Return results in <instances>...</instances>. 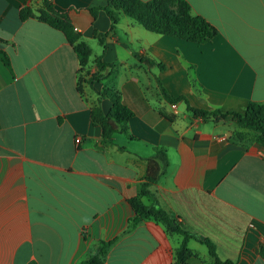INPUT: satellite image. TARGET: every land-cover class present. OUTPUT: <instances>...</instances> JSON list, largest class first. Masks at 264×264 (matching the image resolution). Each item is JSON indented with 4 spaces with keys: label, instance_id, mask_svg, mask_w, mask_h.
I'll list each match as a JSON object with an SVG mask.
<instances>
[{
    "label": "crops",
    "instance_id": "0c3cea01",
    "mask_svg": "<svg viewBox=\"0 0 264 264\" xmlns=\"http://www.w3.org/2000/svg\"><path fill=\"white\" fill-rule=\"evenodd\" d=\"M186 1L219 31L211 42L156 35L126 16L100 41L111 21L90 10L103 0H49L91 48L90 75L99 71L97 59L109 67L91 86L65 35L38 19L44 0H0V52L10 62L0 57V264H80L116 238L105 264H176L183 237L163 224L148 219L125 233L136 215L132 201L141 199L140 159L155 148L169 159L151 188L160 207L210 239L220 260L264 264V146L257 134L231 116L195 118L184 101L163 97L164 89L196 109L241 114L250 103L264 104V0ZM24 8L35 17L21 21ZM104 89L134 113L130 137L115 134L113 148L103 147L92 117L94 109H112L99 97ZM187 249L185 264H216L197 240Z\"/></svg>",
    "mask_w": 264,
    "mask_h": 264
},
{
    "label": "trees",
    "instance_id": "16d2710c",
    "mask_svg": "<svg viewBox=\"0 0 264 264\" xmlns=\"http://www.w3.org/2000/svg\"><path fill=\"white\" fill-rule=\"evenodd\" d=\"M105 6L100 9L90 10L93 18H96L99 10L106 12L111 21L110 32L102 37L100 41L110 33L114 34L123 16H126L136 23L141 25L150 33L168 36L181 39L187 42L198 45L211 42L219 35V31L203 17L195 16L192 11V6L186 0H103ZM34 13L30 8H24L20 12L21 21L33 18ZM41 22L49 25L53 29L61 31L68 43L73 47L78 56L83 79L86 83L93 86L95 82L106 79V71L109 68L100 59L96 60L98 73L90 75L88 64L92 56V50L89 45L81 40V36L75 31L69 18L57 12L49 0H44V9L38 18ZM0 57L7 67H10V62L7 55L0 52ZM141 60V58H140ZM150 66L156 65L153 61H147ZM160 69H165L163 65H159ZM100 99L107 98L112 103V109L108 115H104L99 109L92 111V117L102 127V145L106 148H113V136L121 133L130 137L128 132V122L134 117V113L125 106L121 98L115 92L104 89L99 92ZM164 99L174 104L179 101H184L188 111L195 118L203 121H208L210 118L220 116L222 119L231 116L236 126L241 130H248L257 134L256 142L264 146V104L250 103L245 113L208 111L196 109L192 107L186 98L179 99L171 98L163 89ZM122 151V148H118ZM145 162V172L140 184V198L145 199L149 204H144L141 199L132 201L135 209V217L129 219L128 229L125 233L132 232L140 223L145 220L153 219L163 224L171 233L181 235L183 242L177 251L176 264H185L190 253L187 249V244L190 239H195L201 244H204L216 264H234L231 261H222L217 255L216 245L206 238H200L195 234L187 231L178 220L171 217L164 211L155 196L151 191L153 186H156L160 179L166 174L169 167V159L167 151L163 148H155L154 156L150 159H140ZM116 238L110 242H101L100 246L94 254H90L80 264H105V258L111 248L118 242ZM264 256V250H262ZM30 264H36L34 262Z\"/></svg>",
    "mask_w": 264,
    "mask_h": 264
},
{
    "label": "rangeland",
    "instance_id": "374dc122",
    "mask_svg": "<svg viewBox=\"0 0 264 264\" xmlns=\"http://www.w3.org/2000/svg\"><path fill=\"white\" fill-rule=\"evenodd\" d=\"M232 139H234V140H241V139H240V137H239V136H237L236 134H233V137H232Z\"/></svg>",
    "mask_w": 264,
    "mask_h": 264
},
{
    "label": "built area",
    "instance_id": "2783aa9c",
    "mask_svg": "<svg viewBox=\"0 0 264 264\" xmlns=\"http://www.w3.org/2000/svg\"><path fill=\"white\" fill-rule=\"evenodd\" d=\"M81 141H82L81 137H78V138L76 139V144L79 145V144L81 143Z\"/></svg>",
    "mask_w": 264,
    "mask_h": 264
}]
</instances>
